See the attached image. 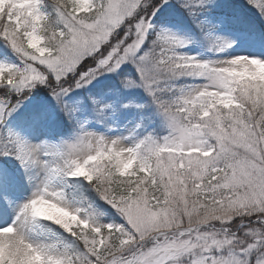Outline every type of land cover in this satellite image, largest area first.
Here are the masks:
<instances>
[{
    "label": "snow or ice",
    "instance_id": "1",
    "mask_svg": "<svg viewBox=\"0 0 264 264\" xmlns=\"http://www.w3.org/2000/svg\"><path fill=\"white\" fill-rule=\"evenodd\" d=\"M0 264H264V0H0Z\"/></svg>",
    "mask_w": 264,
    "mask_h": 264
}]
</instances>
